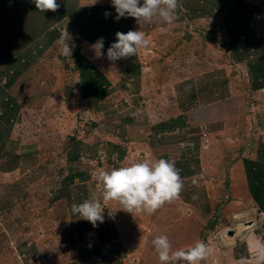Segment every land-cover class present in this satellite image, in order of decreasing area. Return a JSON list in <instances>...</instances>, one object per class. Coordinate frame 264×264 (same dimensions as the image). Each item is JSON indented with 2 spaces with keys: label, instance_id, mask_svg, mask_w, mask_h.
<instances>
[{
  "label": "rangeland",
  "instance_id": "1",
  "mask_svg": "<svg viewBox=\"0 0 264 264\" xmlns=\"http://www.w3.org/2000/svg\"><path fill=\"white\" fill-rule=\"evenodd\" d=\"M245 1L264 10V0ZM142 2L143 0H141ZM185 2L186 0L178 1L177 19L174 23L160 24L157 22L141 24L140 26L132 17H124L116 21L114 19L116 16L115 8L112 7L107 10L104 8L105 5L111 4V0H97L94 5L91 4L92 0H57L60 5L59 9L55 12L46 11V13L39 12L30 0H0V44L5 45L11 51V58L17 57V53L19 54L36 39L33 40L32 37L38 34L37 37L42 36L49 22L52 25L57 24V19L62 14L60 11L78 7L76 11L79 14L74 16L77 17L76 21L71 13H66L59 20V22H65L72 29L73 33L70 34L71 40L69 41V46L73 48L72 56L66 58L61 55L59 40L57 43L48 46L43 54L39 56V61L46 63V65L31 67L24 74L23 80H18L16 88L22 99L24 110L21 111L12 136L20 138L24 135L27 136L26 134L29 132V137H39L41 140L38 141L41 142L44 140L43 144L46 145L43 148L41 162L51 166V169L55 166L53 167L54 170L45 171L50 173L52 178L48 179L40 173L38 176L25 178V181L28 188L33 186V190L39 189L38 194H44L39 195L40 201L38 202L44 203L45 207L41 208L38 215L48 216V218L60 216L62 217L60 219H65L67 217L66 212L69 213L65 210L67 198H64V195H57L60 200H56L58 198L53 199L54 193L49 189L51 186L49 182L52 181L55 184L54 187L58 190L66 185L69 186L70 182L73 183V181H67L70 172H60L63 168H67L69 171V165L66 161L68 141L71 142V146L74 140L75 143H82L81 154L79 152L80 158L76 161V165L81 167V171L90 170V175L96 176L101 169L111 171L112 168L118 167L119 163L114 161L112 157L115 150L104 147L107 139H105V135L98 126L100 124L96 120L98 117L83 109L84 103L81 96L74 99L78 111L76 120L69 119L67 123H64L63 114L58 111V107H54V100L59 96L60 98L64 97V92L69 83L73 84V89L78 88L79 95L82 92L80 82L77 81L80 75L75 62L76 51L80 49L83 53L89 49L90 54L87 52L88 55L100 66L109 61L105 54L104 57H95V51L90 47L91 44L86 43V38L82 36V34L93 32L95 24L98 25L99 22H103L101 24L103 25L106 23L104 20H107L111 23L112 29L127 25L128 27L132 26L133 30L144 32L146 38L150 41L149 46L138 49L137 56H131L126 61L128 66L134 62L139 64V77L135 79L134 77L128 78L127 81L131 84L129 85L131 90H136V82L139 80L140 96L130 97L127 100V96L118 93L119 96L116 97L118 103L116 108L118 113L115 111L116 117H119V114L126 109L134 107L137 102L139 105H143L144 108L142 109L144 111L145 100H148L149 105H152L149 108L156 111H159L162 105L164 107L169 106L172 108L173 115L179 121L173 124L169 130L180 129L178 134L172 136H175L178 141L184 140L187 142V138H191L190 136L198 135L197 130L193 128L199 129V136H201L200 132L203 131V137L207 132H210L209 121H213L212 117L216 113H223L226 109L225 102L231 100L230 96L232 97L236 93L240 96L244 92L247 95L249 92L251 95L249 98L247 97L248 103H244L247 110L239 112L240 115L237 114V128H228L227 126L223 128L222 133L215 134L214 132L215 139L213 142H215V145L211 143L212 141H205L207 146L204 149L205 160L202 162L204 170L202 172L203 176L200 178L201 180H209L215 185L212 216L209 219L202 220L195 209L186 208L180 198L166 202L155 213L150 214L149 226L152 231L146 234L144 238L146 249L143 262L145 264L147 261H152L150 264H160L158 254L151 242L154 237L163 234L168 236L173 251L181 248L186 249L193 246L197 241H204L211 251L200 264H257L250 242L248 241V245L245 238L251 233L252 239L256 242H264V213H261L262 211L251 196L243 159L254 160L257 158L260 145L261 143L264 144L262 140L264 135H261L260 128H257L258 125H261V114L264 116V110L260 107V104H264V93L255 92L252 89L250 65L248 62H238L232 52L229 46L230 41L225 24V15L220 14L215 9V13L197 15L185 5ZM199 2L200 4L209 5V0H199ZM12 6H14V9H12ZM81 6H96L97 10L99 8L105 10L103 9L101 12V9L99 13L95 11L92 15H87L82 11L86 8ZM106 11L110 12L111 15L105 17L104 13ZM53 17H57V19L54 20ZM41 31L43 32L40 33ZM28 39L29 41H27ZM23 41H27L25 46L20 45ZM6 55V50H0V59H4ZM111 63L114 66L110 64V67L116 70V63L113 61ZM3 68L4 64L0 65V69ZM123 77L125 78V76ZM115 82L117 86L118 82ZM192 90L195 97L192 101L187 102L184 107L183 100ZM236 100L238 101L237 97L233 98L232 107L236 105ZM199 105H209L210 107L202 112L197 109ZM188 106L196 109L188 114ZM160 110L163 111L164 109ZM145 111L147 112V110ZM166 114V112L164 114L159 112L158 116L157 113L154 121L159 122L160 118L168 117ZM228 114L227 111V117ZM102 118L104 117L102 116ZM192 121H194V124H192ZM149 122L145 123L149 126L146 130L144 129L143 133L150 132V136L154 138L152 131H149L153 128ZM184 124L185 126H183ZM210 124L221 126L222 122L217 121ZM73 125L76 127L71 132L69 128ZM202 125H204V128H201ZM45 135H49V137L47 136L48 138L45 139ZM170 137L165 138V141ZM115 138V140H118L117 137ZM13 142H10L8 150L10 149L14 155L20 154L19 152L23 151V145L17 139H13ZM84 145H87L88 148H84ZM106 150L112 153L108 157L105 155ZM116 157L118 156L115 153L114 159ZM232 173L234 174V181L231 179ZM82 180V177L76 179L78 182ZM232 183H235L238 193L233 192ZM42 184L46 188H39ZM37 190L34 191L36 194ZM41 190L42 193H40ZM97 195L94 196L97 197ZM235 202L243 205V207L233 205ZM249 202L250 204H248ZM56 204L58 205L56 206ZM53 206H55L54 209H52ZM246 207H253L255 211L248 214L246 212H250V208L246 210ZM111 220L115 219L111 218ZM128 220L130 224L127 228L130 232L139 229L140 226L136 219L133 220L132 215ZM241 220L247 221L246 228L237 234L235 229L243 223L240 222ZM251 220L256 222L250 224ZM53 221L55 223L49 220L44 225L48 229V233L59 232L62 231V228H68V226L62 224L64 221H61L60 224L55 220ZM112 222L109 224L112 225ZM232 229L235 231L234 234L230 235L229 230ZM76 240H78V232H76ZM1 242H3L2 238ZM244 255L247 257L246 259L239 258ZM16 261V258H12L13 264Z\"/></svg>",
  "mask_w": 264,
  "mask_h": 264
},
{
  "label": "crops",
  "instance_id": "2",
  "mask_svg": "<svg viewBox=\"0 0 264 264\" xmlns=\"http://www.w3.org/2000/svg\"><path fill=\"white\" fill-rule=\"evenodd\" d=\"M81 7L86 8V10L82 11L87 15H92L95 11L99 13L101 9L102 12L104 8L107 10L111 9L113 6L107 4L104 8H99V10H97L96 6ZM74 13L72 15L73 17L79 15L77 11ZM76 18L77 17H74L75 21ZM258 20H260V25L257 24L255 26L256 29L254 32L256 38L259 39L255 41V44L258 47L259 54L263 56L261 60L262 64V62L264 63L263 14L260 15ZM124 26L125 25L120 27ZM66 30L69 34L73 33L72 29H70L65 22L58 21L57 24L48 27L42 36L37 37L32 43L27 45L24 50L16 55L17 57L14 56L7 61L3 69H0V237L3 239V242H1L0 238V264H13L12 258H16L17 260L14 264H144L143 259L146 249L144 238L146 234L152 231L149 226V221L151 220L150 214L146 212H136L132 214L122 209L111 212L110 209H115L120 207V205L116 201H106L104 203L109 208L106 206L105 210H103L104 222H97L99 224L98 227H93L89 221L72 215V204H79L86 199H99L101 197L100 188L94 180L95 175H90L91 172L88 169L85 172L81 171V167H77L76 165V161L80 158L79 152L82 147L81 142L75 143L74 140L71 146V142L68 141L66 145V161L69 165V171L67 168L60 170L62 173L65 171L66 173L70 172L67 181L70 180L73 181V183L70 182V185H66L65 187L60 186L61 188L58 190L54 187L55 184L52 181L49 182V184H51L49 189L54 193L53 199L58 198L56 200H60V197L57 195H64V198H67V202L65 201L67 205L65 210L69 213L66 212L67 217L65 219H60L62 218L60 216H51L48 218V216L42 217L38 215L40 214L39 211H41V208L45 207L44 203L38 202L40 201L39 195L42 196L44 194H38L39 189L33 190V186L28 188L25 181V178L35 175L38 176L40 173L48 179L52 178L51 174L45 171H52L55 169L53 168L55 166L51 169V166H47L44 162H41L43 156L42 152H44L43 148L44 145H46L45 143L43 144L44 140L41 142L38 141L41 140L39 137H29V132L26 134L27 136L24 135L20 138H14L12 136V132L18 124L21 111L24 110L22 99L17 93L16 84L18 80H23L24 74L29 71L31 67L46 65V63L39 61V56L43 54L48 46L57 43L61 34L65 33ZM82 36L86 38V43L89 42L91 45L97 41L96 36H89L88 33L82 34ZM113 40L114 39L108 40L107 42L110 43H106V46L102 49L105 55L107 53V46L111 44ZM88 51L90 50L88 49ZM87 52H83V54L102 72L101 77L103 79L104 90H101L96 96L93 95L94 98H84L83 92L79 95L78 88L76 87V89H73V84L69 83L65 92L63 91L64 97L60 98L59 96L54 100V107H58V111L63 114L62 119L64 123H67L69 119L76 120L78 111L74 99L81 96V100L84 103L83 109L98 117V119H96L100 123L98 126H100L101 132L105 135V139H107V143L104 147L115 150V152L113 151L112 157L114 161H118L119 163V166H116V168L127 167L136 163V161L144 159L156 160L164 158L174 160L183 179V190L179 196L182 204L186 208L195 209L202 220L209 219L212 216L215 185L209 180H201L200 178L203 176L202 172L204 170L202 162L205 160L204 149L207 146L205 141H212L211 143L215 145V142H213L215 139L214 132L215 134L222 133L224 131L223 128L227 126L228 128H237V114L240 115L239 112H245V109L247 110L244 103H248V98L251 94L248 92L247 95L246 92H244L245 95L241 94L239 96L238 93H236L233 94L232 97L230 96L231 100L225 102L226 109L223 113H216V115L212 117L213 121H209L208 127H210V132H207L204 137L202 136L203 131L200 132L201 136H199V129H197L198 135L190 136V134L189 136L191 138H187L189 141H178V139H175V136L172 135L178 134L180 129L170 131L166 126L169 120L176 119V116L172 113V108L169 106L164 107L162 105L159 111H156L155 109L149 108V106L152 105H149L148 100H145V109L143 111V105H139L136 101L137 104L134 107L126 109L123 113L119 114V117H116V108L118 106L116 97L123 95L127 96V100H129L130 97L140 96L139 80L136 82V90H131V86L129 87L131 84L127 81L128 78H138L140 74L136 71L134 75L122 72L116 61V70L110 67L113 65L110 60L100 66L98 62H95L93 58L88 55L89 52ZM94 55L97 57L96 53H94ZM105 55H103V57ZM136 56L137 54L134 55V57ZM237 61L241 62L239 60ZM139 68L138 64V69ZM123 76H125V78ZM77 79H79L77 81L80 82L79 85L81 86V77ZM115 81L118 82L117 86ZM251 85L255 92L264 93V71L259 73L258 78H252ZM194 95L195 93L192 90V92L185 97L182 103L184 107L187 102L194 99ZM236 97L238 101L236 100V105L232 107V100ZM240 105H242L241 108H239ZM153 106L156 108L154 104ZM198 107L197 109L203 112L204 109L207 110L210 106L199 105ZM260 107L264 110V104H260ZM187 108H189L187 111L188 114L196 109L190 108V106ZM160 109L164 110L161 111ZM145 110H147V112ZM227 111L229 113L228 117L226 116ZM159 112H163V114L166 112V116L168 117L160 118L159 122H155V116H157V113L159 116ZM102 116L104 118H102ZM261 117L262 120L260 124L262 127L258 125L257 128H260L261 135H264L263 114H261ZM217 121L222 122V125L220 126L217 124L212 126L210 124L211 122ZM147 122L153 126L149 131H152L154 138L150 136V132L143 133L144 129L146 130L149 126L145 125ZM193 122L194 121H192V124H194ZM74 125L69 128L71 132L74 131L73 129L76 127ZM202 127L204 128V125H202L201 128ZM47 136L49 137V135ZM47 136L45 135V139L48 138ZM168 136L171 137L165 141V138H168ZM115 137H117L118 140H115ZM13 139H17L20 141L19 143L23 145V151L19 152L20 154L14 155L10 149L8 150V146L11 141L13 142ZM262 140L264 141L263 138ZM13 143L17 144L16 142ZM79 144L80 146H78ZM86 147L88 148L87 145H84V148ZM82 151L85 152L84 149H82ZM115 153L118 157L114 159ZM111 154L112 153L106 150V157ZM119 160L122 161L120 162ZM254 160L264 164V144L261 143L258 157ZM78 177H82L83 180L81 182L76 181ZM233 177L234 174L232 173V181H234ZM31 181L33 182V179ZM41 187L46 188L43 184L39 188ZM36 190L37 194L34 192ZM232 190L234 193H238L235 188V183H232ZM40 193H42V190ZM94 195H97V197ZM248 204H250V202ZM57 205L58 204H56V206ZM233 205L243 207V205L237 204V202L233 203ZM54 208L55 206L52 207V209ZM248 208H250V212H246L248 214H251V211H255L253 207H246L245 209L247 210ZM130 215L133 216V220L136 219L140 226L138 230L132 232L127 228L130 224L128 220ZM239 215L243 216L242 214ZM111 218L115 220H111ZM49 220H52V222L55 220L58 224L64 221L62 224L68 226V228H62L63 233H61L62 231L48 233V229L44 225H46ZM111 221H113V226L109 224ZM254 221L251 220L250 224ZM240 222H245L246 225L247 221L241 220ZM76 232H78V240H76ZM251 235L252 234L249 233L245 241H247V244L249 241L252 247L256 241L252 239ZM249 249L251 248L249 247ZM239 258L246 259L247 257L244 255ZM151 262L152 261H147L145 264H150Z\"/></svg>",
  "mask_w": 264,
  "mask_h": 264
},
{
  "label": "clouds",
  "instance_id": "3",
  "mask_svg": "<svg viewBox=\"0 0 264 264\" xmlns=\"http://www.w3.org/2000/svg\"><path fill=\"white\" fill-rule=\"evenodd\" d=\"M36 9L44 13L55 12L60 5L57 0H30ZM97 0H92L95 4ZM115 8L114 19L132 17L141 24H172L177 19L178 0H111ZM105 17L111 15L104 13ZM116 40L107 49V59L117 61L137 54L138 49L149 46L150 41L140 30L117 31ZM61 55L71 57L73 48L69 46L71 40L67 32L61 34ZM74 47V45H73ZM97 57L103 56V39H98L90 46ZM95 182L100 188L101 197L86 199L82 203L72 204L73 216L89 221L93 227L104 222L103 210L107 206L104 202L116 201L120 205L115 209H122L129 213H155L166 202L178 199L183 190V179L176 162L169 159H144L127 167L113 168L111 171L101 169L95 176ZM108 207V206H107ZM109 208V207H108ZM152 246L158 254L160 264H200L209 254L210 249L204 241H197L193 246L173 251L167 235L153 238ZM257 264H264V242L257 241L252 246Z\"/></svg>",
  "mask_w": 264,
  "mask_h": 264
},
{
  "label": "trees",
  "instance_id": "4",
  "mask_svg": "<svg viewBox=\"0 0 264 264\" xmlns=\"http://www.w3.org/2000/svg\"><path fill=\"white\" fill-rule=\"evenodd\" d=\"M185 5L188 6L194 14L197 13V15H203L204 13H215V11H218L220 14L225 15V24L227 26L230 41L229 46L232 52L234 53L237 60L241 62L247 61L250 65L252 78H258L259 73L264 71V63L262 62L261 64L263 56L259 54V50L257 49L258 47L255 44V41L259 38H256L254 31L256 29L255 26L260 23V20H258L260 18V15L263 14L264 16V10L256 7L253 4H250L245 0H209V5L200 4L199 0H186ZM13 7L14 6H12V9H14ZM77 9L78 7L72 8L71 10L60 11L62 14L58 17V19L57 17L53 18L54 20L57 19L59 21L65 16L66 13L73 14ZM104 21H106V23H104L103 25H101L103 22H99L98 25L95 24V26H93V32L88 33L89 36H96L97 40L102 38L104 47L106 46V43H110L107 42L108 40L114 39L112 43L116 40L115 33L117 31L127 32L128 30H133L132 26L128 27L127 25L124 27L112 29L113 27L111 23L107 20ZM50 24L51 23L49 22L46 27L48 28L49 26H52V24ZM42 32L43 31H41L40 33ZM37 36L32 37V39L34 40L35 38H37ZM29 39L27 41H29ZM27 41H23L20 45L25 46L27 44ZM109 46L110 44L107 46V49ZM2 49L6 50L7 55L4 59H0V65H5L6 62L13 57L11 58L10 56L11 51H9V49L5 45L0 44V50ZM126 61L127 58L126 60L120 59L116 61L122 72L131 75H134L135 71L139 72L137 63H132L134 65L130 64L128 66L126 64ZM75 62L77 64L81 77L83 97L94 98L93 95L96 96L100 93L101 90H104L101 70L91 60H89L80 51V49L75 53ZM178 122V119H171L166 123V126L168 128H172L173 124ZM183 126H185V124ZM193 129L197 130V128ZM243 162L251 195L259 206V209L263 212L264 164L249 158H244Z\"/></svg>",
  "mask_w": 264,
  "mask_h": 264
},
{
  "label": "bare ground",
  "instance_id": "5",
  "mask_svg": "<svg viewBox=\"0 0 264 264\" xmlns=\"http://www.w3.org/2000/svg\"><path fill=\"white\" fill-rule=\"evenodd\" d=\"M246 228L245 222L241 223V225H238L237 229V234H239L241 231H243ZM226 234V233H225Z\"/></svg>",
  "mask_w": 264,
  "mask_h": 264
},
{
  "label": "water",
  "instance_id": "6",
  "mask_svg": "<svg viewBox=\"0 0 264 264\" xmlns=\"http://www.w3.org/2000/svg\"><path fill=\"white\" fill-rule=\"evenodd\" d=\"M249 223H250V222H249ZM234 231H235L234 229L229 230V234H230V235L234 234Z\"/></svg>",
  "mask_w": 264,
  "mask_h": 264
}]
</instances>
